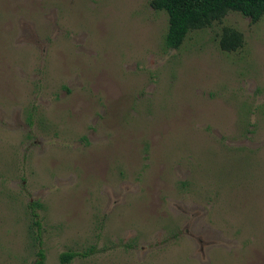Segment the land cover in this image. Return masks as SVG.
I'll use <instances>...</instances> for the list:
<instances>
[{"label": "rangeland", "instance_id": "374dc122", "mask_svg": "<svg viewBox=\"0 0 264 264\" xmlns=\"http://www.w3.org/2000/svg\"><path fill=\"white\" fill-rule=\"evenodd\" d=\"M151 1L0 0V264H264V17Z\"/></svg>", "mask_w": 264, "mask_h": 264}, {"label": "trees", "instance_id": "16d2710c", "mask_svg": "<svg viewBox=\"0 0 264 264\" xmlns=\"http://www.w3.org/2000/svg\"><path fill=\"white\" fill-rule=\"evenodd\" d=\"M151 6L168 14L165 42L169 49H179L192 31L211 27L230 12H238L253 23L264 17V0H152ZM219 44L223 51L234 52L243 47L244 38L237 30L224 27ZM72 257L63 254L61 264H69ZM34 264H46L43 251Z\"/></svg>", "mask_w": 264, "mask_h": 264}]
</instances>
